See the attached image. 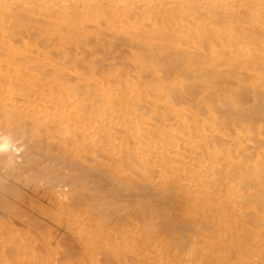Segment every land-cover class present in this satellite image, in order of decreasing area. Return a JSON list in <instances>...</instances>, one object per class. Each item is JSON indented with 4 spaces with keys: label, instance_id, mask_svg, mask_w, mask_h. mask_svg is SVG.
<instances>
[{
    "label": "bare ground",
    "instance_id": "6f19581e",
    "mask_svg": "<svg viewBox=\"0 0 264 264\" xmlns=\"http://www.w3.org/2000/svg\"><path fill=\"white\" fill-rule=\"evenodd\" d=\"M30 208L77 264H264V0H0V264H66Z\"/></svg>",
    "mask_w": 264,
    "mask_h": 264
},
{
    "label": "rangeland",
    "instance_id": "374dc122",
    "mask_svg": "<svg viewBox=\"0 0 264 264\" xmlns=\"http://www.w3.org/2000/svg\"><path fill=\"white\" fill-rule=\"evenodd\" d=\"M25 191L24 192H26V194H31V191H33V190H27V189H24ZM23 191V190H22ZM28 191H29V193H28ZM23 192V193H24ZM32 193H37L36 191H33ZM42 202H44V203H42ZM41 203L43 204V205H46L47 204V201L46 200H41ZM30 212H32L35 216H37V217H40V218H42V221H43V225H44V228L42 229V230H38V229H36V228H34V229H36L37 230V235H38V237H39V239H40V243L43 245V246H51V244H52V248H53V250H52V253L51 252H49V251H45L44 252V256H48V257H50V258H53L54 256H56L55 258H57V259H59V260H61V261H63V262H65L66 264H67V262L70 264L71 262V264H77L78 263V261H79V258L81 257L80 255H81V253L79 252V251H77L76 252V254L74 255V256H71V257H68L67 255H68V250L70 249V247H71V245H74V238L72 237V235L68 232V231H65V229H62V228H59V227H57V225L56 224H54V222H53V220L52 219H50V218H48V217H46L45 215H43V213H39V211L38 210H35V209H28ZM35 212H36V214H35ZM38 214H40V215H38ZM113 214V213H112ZM51 222V223H50ZM23 224V223H22ZM22 224H18L17 226H20V227H18L20 230H25V229H27V227L23 224V226H22ZM51 224V225H50ZM47 227H50L52 230H50V231H52V232H54V233H56L55 235H53V237L51 236V237H49V235H48V232H49V229L47 228ZM112 229L111 228H109V229H107V231H105V234L107 233V234H109V235H112V234H114L112 231L113 230H115L116 232L115 233H117V231L118 230H116V229H113L112 231H111ZM40 231H42V232H40ZM45 233V234H44ZM58 234H59V236L60 237H64V238H69V241H62L61 242V244H57V240H56V237L58 236ZM115 235H117V234H115ZM8 234H6L5 236H4V239H5V237L6 238H8ZM44 237V238H43ZM110 237V236H109ZM48 238V239H47ZM55 240H54V239ZM8 239H10V237L8 238ZM8 239H7V241H8ZM47 239V240H46ZM49 239H52V240H49ZM6 241V240H5ZM52 242V243H51ZM8 243V242H7ZM54 245V246H53ZM57 246H62V247H57ZM43 248H49V247H43ZM56 248V249H55ZM58 251V252H57ZM52 254V255H51ZM53 256V257H52ZM59 257V258H58Z\"/></svg>",
    "mask_w": 264,
    "mask_h": 264
}]
</instances>
